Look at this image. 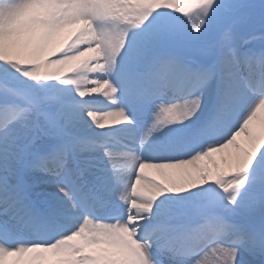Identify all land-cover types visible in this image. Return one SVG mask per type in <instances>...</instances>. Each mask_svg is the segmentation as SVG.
Instances as JSON below:
<instances>
[{
    "label": "snow or ice",
    "instance_id": "snow-or-ice-1",
    "mask_svg": "<svg viewBox=\"0 0 264 264\" xmlns=\"http://www.w3.org/2000/svg\"><path fill=\"white\" fill-rule=\"evenodd\" d=\"M257 120L264 0H0V264H264Z\"/></svg>",
    "mask_w": 264,
    "mask_h": 264
},
{
    "label": "bare ground",
    "instance_id": "bare-ground-1",
    "mask_svg": "<svg viewBox=\"0 0 264 264\" xmlns=\"http://www.w3.org/2000/svg\"><path fill=\"white\" fill-rule=\"evenodd\" d=\"M89 55H94L93 53H90ZM70 72H65L66 75H68ZM99 75L100 74H96V75H93V74H89L90 78H94V79H98L99 78ZM101 99H104V97L101 96ZM98 107H104V105H98ZM253 131L255 134L259 135V134H262L264 133V128L261 127L260 125V122L259 120L255 121L253 123ZM244 137L241 136L238 138V142L240 143H243L244 141ZM235 150L231 151V147L229 149H226L223 153H213L211 157L209 158H205V159H208L211 161L212 163V167H211V171L214 173V172H227L228 170L225 168V166L221 163V158L224 157V156H227L229 155L230 153H234ZM220 154V155H219ZM205 159L202 160V161H199L198 164L201 165V166H205ZM217 165H219V169L218 171L215 169L217 167ZM124 167H125V161H124ZM190 168L192 166H189ZM214 168V169H213ZM174 171H177V170H172V169H155V168H146L145 169V174H148V173H155V172H160L161 175H163L162 173H169V172H174ZM8 261H9V264H11V262L15 259L13 257H9L7 258ZM165 264H168L167 261H165Z\"/></svg>",
    "mask_w": 264,
    "mask_h": 264
},
{
    "label": "rangeland",
    "instance_id": "rangeland-1",
    "mask_svg": "<svg viewBox=\"0 0 264 264\" xmlns=\"http://www.w3.org/2000/svg\"><path fill=\"white\" fill-rule=\"evenodd\" d=\"M234 149L233 148H231V151H233ZM220 155V154H219ZM117 157H118V159H117V167H119V168H123V164L119 161V154H117ZM205 166L204 167H206V168H208V169H211V167H212V163H211V161L210 160H208V159H205ZM214 169V168H213ZM217 171H218V167H216L215 168ZM214 173H216V172H214ZM155 175H156V179L157 180H159V181H165L166 179H167V177L165 176V175H161L160 174V172L158 173V172H155L154 173Z\"/></svg>",
    "mask_w": 264,
    "mask_h": 264
}]
</instances>
